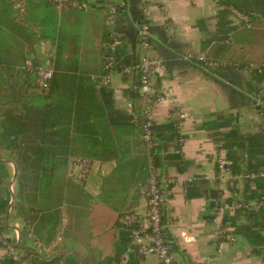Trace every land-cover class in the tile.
<instances>
[{
    "label": "crops",
    "instance_id": "obj_1",
    "mask_svg": "<svg viewBox=\"0 0 264 264\" xmlns=\"http://www.w3.org/2000/svg\"><path fill=\"white\" fill-rule=\"evenodd\" d=\"M87 2L84 9L0 0V128L7 112L39 107L42 115L39 136L24 131L0 140L17 145L0 146L9 177L0 200L9 202L5 223L12 237L19 232L22 258L111 264L130 244L119 217L146 213L139 188L152 162L139 124L138 72L102 83L111 53L106 5L125 2L112 27L122 41L120 60L135 64L143 56L137 32L146 20L154 33L150 53L163 62L154 74L165 99L153 111L152 152L160 175L176 180L164 187L163 222L177 263L264 264V245L257 249L238 233L252 223L264 238V207L252 198L264 179H246L264 170V12L246 25L224 0ZM202 54L218 65L205 67ZM28 58L55 62L50 89L27 87L35 77L24 69ZM180 109L187 116L179 131ZM72 158L93 163L83 183L69 176ZM234 201L259 216L229 213Z\"/></svg>",
    "mask_w": 264,
    "mask_h": 264
},
{
    "label": "built area",
    "instance_id": "obj_2",
    "mask_svg": "<svg viewBox=\"0 0 264 264\" xmlns=\"http://www.w3.org/2000/svg\"><path fill=\"white\" fill-rule=\"evenodd\" d=\"M59 8L76 7L88 8L87 0H48ZM126 7L125 2H109L106 5L107 23L111 32V53L106 62V73L102 78V83L108 85L112 74L122 73L129 74L137 71L139 75V93L143 101L142 110L139 117V124L142 130V138L151 149V168L149 181L139 188V194L146 200V213L140 215L138 212L124 213L119 217L120 225L129 231L130 244L127 251L111 264H130L133 255L139 258L140 264H178L167 238L166 227L163 222L164 208L166 199L164 196V187L175 183L174 178L160 175L158 168L153 161V149L155 146V122L153 120L154 108L165 99V95L154 82V74L163 62L151 54L150 49L154 41V33L151 24L143 20L138 24V41L143 51V56L135 64H119L120 58L118 50L122 44L121 38L118 37L113 26L116 23L117 15L121 9ZM230 11L240 21L250 25L251 17L249 14L241 11L234 5L229 6ZM199 60L205 67L211 68L218 65L216 61L209 59L205 54L199 56ZM24 69L27 73L36 77V82L41 90L50 89L55 76V62L49 59L45 62H38L28 58L25 62ZM258 100L264 92V87L258 90ZM260 104V102H258ZM186 113L183 110L176 111V127L180 131L184 125ZM226 164L225 160L220 161V167ZM93 163L88 159L72 158L69 161V176L74 177L79 183L87 180L92 171ZM237 179V177H236ZM251 183L264 179V170L252 172L246 175ZM264 207V196L259 202ZM229 213H235L243 209L240 202L234 201L226 208ZM223 236L227 241L233 242L234 238L229 237L226 233ZM19 241V232H15L12 237L6 231H0V262L9 260L12 264H30L26 262L20 254L17 242ZM148 258H154L155 263H148ZM44 264H60L57 262L46 261ZM206 264H216L213 260H208Z\"/></svg>",
    "mask_w": 264,
    "mask_h": 264
},
{
    "label": "trees",
    "instance_id": "obj_3",
    "mask_svg": "<svg viewBox=\"0 0 264 264\" xmlns=\"http://www.w3.org/2000/svg\"><path fill=\"white\" fill-rule=\"evenodd\" d=\"M226 4H234L237 8H239L241 11L249 14V16L254 19L257 18L256 13H262L264 12V0H224ZM119 64H123L122 61H119ZM127 64V63H125ZM27 87H32V88H39L36 82L35 77L31 76L30 81L27 83ZM45 91V90H43ZM39 107H36L33 109L32 107H29V110L24 112L23 114H14L12 112H7L5 113L4 117L1 120V133H0V140L1 137H8L14 134L22 133V132H28L29 135H40V121L42 120V115L39 111ZM173 129H175V123L173 122ZM2 141V140H1ZM0 146H4L5 148L9 147H15L17 146L15 143H10V144H4L0 143ZM38 148V145H35ZM34 145L29 146L30 148H34ZM5 166H3V163L0 162V184L3 183V181L8 177L7 175L4 174L5 172ZM9 178V177H8ZM262 182V181H261ZM264 182V181H263ZM252 190V188H250ZM254 191H250V194L252 192V198H254L258 202L261 201L262 197L264 196V184L259 183L257 181L255 183V187L253 188ZM1 194H6L9 197V192H4ZM7 197V198H8ZM8 201H2L0 200V231H6L9 232V227H7L5 223V218L7 214V207H8ZM263 210V206L261 208ZM239 215L241 213L244 214V216H247L248 219H255L259 215L251 210L246 209L245 211H238ZM238 233L240 235H243L251 242V244L258 248H262L264 245V238L261 235L260 231L258 230L257 225L255 224H248L241 226L238 229ZM168 238V236H167ZM169 240V239H168ZM117 259V258H116ZM114 259V260H116ZM62 259H56L51 262H57L59 263ZM113 260V261H114ZM5 264H12L11 261L6 260L4 261ZM44 261H40L38 259L32 260L30 264H44ZM65 264H74L70 259H67ZM110 264V263H107ZM130 264H140L139 258L135 255L132 256Z\"/></svg>",
    "mask_w": 264,
    "mask_h": 264
}]
</instances>
